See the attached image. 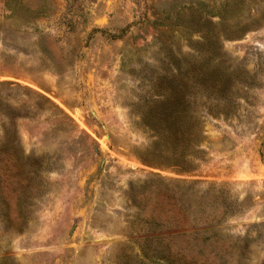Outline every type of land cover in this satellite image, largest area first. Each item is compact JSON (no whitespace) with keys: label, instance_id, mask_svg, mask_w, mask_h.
<instances>
[{"label":"rangeland","instance_id":"rangeland-1","mask_svg":"<svg viewBox=\"0 0 264 264\" xmlns=\"http://www.w3.org/2000/svg\"><path fill=\"white\" fill-rule=\"evenodd\" d=\"M0 264H264V0H0Z\"/></svg>","mask_w":264,"mask_h":264},{"label":"trees","instance_id":"trees-1","mask_svg":"<svg viewBox=\"0 0 264 264\" xmlns=\"http://www.w3.org/2000/svg\"><path fill=\"white\" fill-rule=\"evenodd\" d=\"M167 99L168 100L166 102L162 101V102H159V104H161V105L167 104L168 105L169 104V101H170V98H167ZM167 110H169V108H167ZM173 113L177 114L176 116H173V119H172L173 120V125L175 127H177V128L182 129L183 126H184V123L187 122V120H188L187 118L188 117H185L183 114L177 113L176 110H174ZM150 120H152L153 122H155L156 128L159 130L160 134H162V136H163V133H165L166 129L163 128V125L164 124H163L162 114L160 112H158V111H155L154 116H152V119H150ZM192 122H193V120L191 119L189 121V124L192 123Z\"/></svg>","mask_w":264,"mask_h":264}]
</instances>
